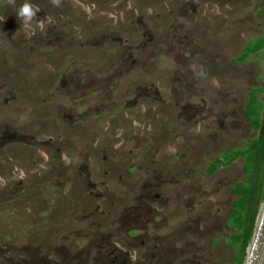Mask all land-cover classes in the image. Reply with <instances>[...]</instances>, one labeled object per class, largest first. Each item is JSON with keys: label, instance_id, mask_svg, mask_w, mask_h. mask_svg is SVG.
<instances>
[{"label": "rangeland", "instance_id": "rangeland-1", "mask_svg": "<svg viewBox=\"0 0 264 264\" xmlns=\"http://www.w3.org/2000/svg\"><path fill=\"white\" fill-rule=\"evenodd\" d=\"M0 0V264H236L264 0Z\"/></svg>", "mask_w": 264, "mask_h": 264}, {"label": "trees", "instance_id": "trees-1", "mask_svg": "<svg viewBox=\"0 0 264 264\" xmlns=\"http://www.w3.org/2000/svg\"><path fill=\"white\" fill-rule=\"evenodd\" d=\"M262 49H264V36L250 40L236 60L244 62ZM260 88L262 87H254L249 93L245 110L247 119L253 124V128L258 130L262 128L261 113L264 108L262 100L259 99V94L263 91ZM239 157L245 158V168L249 176L247 180L238 182L234 186V192L239 197L233 202V209L227 222L236 229L235 234L231 236V242L236 246L237 251L235 262L243 264L255 221L264 200V133H260L234 151L221 153L213 161L209 171L215 172Z\"/></svg>", "mask_w": 264, "mask_h": 264}, {"label": "water", "instance_id": "water-1", "mask_svg": "<svg viewBox=\"0 0 264 264\" xmlns=\"http://www.w3.org/2000/svg\"><path fill=\"white\" fill-rule=\"evenodd\" d=\"M243 264H264V200L255 221Z\"/></svg>", "mask_w": 264, "mask_h": 264}, {"label": "clouds", "instance_id": "clouds-1", "mask_svg": "<svg viewBox=\"0 0 264 264\" xmlns=\"http://www.w3.org/2000/svg\"><path fill=\"white\" fill-rule=\"evenodd\" d=\"M36 14L37 11L34 9L31 0H24L16 12L18 21L22 22L24 25H28Z\"/></svg>", "mask_w": 264, "mask_h": 264}]
</instances>
